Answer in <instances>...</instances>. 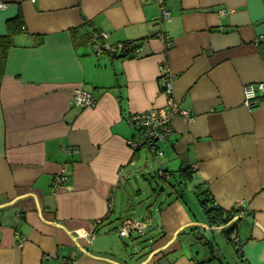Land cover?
Listing matches in <instances>:
<instances>
[{
  "label": "crops",
  "instance_id": "0c3cea01",
  "mask_svg": "<svg viewBox=\"0 0 264 264\" xmlns=\"http://www.w3.org/2000/svg\"><path fill=\"white\" fill-rule=\"evenodd\" d=\"M0 2V36L18 15L26 28L0 65V264H224L200 235L233 223L209 226L197 187L241 211L227 239L239 264H264V99L244 105V88L264 83V0H170L160 24L152 0ZM95 31L140 52L95 56L85 43ZM161 34L174 43L167 54ZM164 62L194 121L175 117L164 155H143L127 117L166 105ZM77 90L95 107L72 106ZM61 173L68 182L55 190ZM136 203L149 214L142 224L156 225L143 252L118 239Z\"/></svg>",
  "mask_w": 264,
  "mask_h": 264
},
{
  "label": "built area",
  "instance_id": "2783aa9c",
  "mask_svg": "<svg viewBox=\"0 0 264 264\" xmlns=\"http://www.w3.org/2000/svg\"><path fill=\"white\" fill-rule=\"evenodd\" d=\"M170 0H152V2L159 8L160 15L157 19L158 23L169 22L171 20V12L167 8V3ZM6 8V5L0 2V9ZM230 11L221 9L219 14L224 16ZM89 46L91 47L95 56H124L132 58L139 54L140 47L135 42H124L118 44H110L108 42L109 36L105 33H91L88 36ZM165 54L173 48V41L165 36H160ZM160 82L161 92L166 96V105L162 108L151 109L149 111L132 114L127 117L128 124L135 129L136 138L132 141L130 146L138 150L140 148H147L153 155L162 157L163 151L160 148L161 143L165 142L172 134L171 123L175 117H182L188 122H193L194 118L190 111L182 109L179 102L175 98L174 85L175 77L171 73L169 64L164 62L160 66ZM259 99H264V83L248 85L244 88V105L248 109H252ZM96 105L93 95L83 90H77L73 94L72 106L81 109H91ZM69 153H76V150L68 149ZM163 176L162 173H159ZM68 182V176L61 173L53 179L52 186L55 190L60 189ZM237 219L234 218V220ZM234 222V221H233ZM101 224V223H100ZM234 224V223H233ZM146 224L138 223L133 218L124 219L118 226L117 232L121 238H130L135 234L138 238H143L146 235ZM81 237L87 239L91 243L94 235L86 232L77 233ZM61 264H72L69 260H63Z\"/></svg>",
  "mask_w": 264,
  "mask_h": 264
},
{
  "label": "trees",
  "instance_id": "16d2710c",
  "mask_svg": "<svg viewBox=\"0 0 264 264\" xmlns=\"http://www.w3.org/2000/svg\"><path fill=\"white\" fill-rule=\"evenodd\" d=\"M26 30L25 28V22L23 20V17L21 15L16 16L14 19L9 20L7 22V34L5 36H0V65H3L6 56L8 53L9 48L13 45V40L16 36L24 33ZM92 33H96L92 32ZM91 34V33H90ZM89 43V38L85 40V43ZM140 46L138 42H135ZM111 58L116 59H126L124 56H113ZM187 171H182V175L187 176ZM187 178V177H185ZM199 188L196 189V196L199 201L200 207L203 210V213L205 215V218L207 220V223L209 226L213 227H221V226H227L233 218L237 216V214L240 212V210H232V211H225L222 208L215 205L214 200L210 197V195L206 191H198ZM237 229L236 223L231 224L227 229H224L222 233L226 237V239H229V236L231 233H233ZM237 253H239V249L237 250Z\"/></svg>",
  "mask_w": 264,
  "mask_h": 264
},
{
  "label": "rangeland",
  "instance_id": "374dc122",
  "mask_svg": "<svg viewBox=\"0 0 264 264\" xmlns=\"http://www.w3.org/2000/svg\"><path fill=\"white\" fill-rule=\"evenodd\" d=\"M91 48V47H90ZM92 50V49H91ZM141 152L143 153V155H149L148 151L144 148L141 150ZM158 186L165 190H169V186L175 184V180L173 179L172 181L168 182V183H164L163 181L157 180ZM177 185V184H176ZM159 191V190H158ZM161 191V190H160ZM159 206V204H158ZM199 207V206H198ZM200 214L203 216V213L201 212V210H199ZM132 213V211H131ZM241 211L237 214L236 217L241 216ZM134 217L137 218L135 219L138 223H142V221H147L149 218V214H146V211L141 212V209L139 208V204L136 203L135 204V213H134ZM234 221V222H233ZM238 218L234 220H232V223H238ZM147 226V233H150L151 236H147L145 238H137L134 242H130L128 238H124V239H120L119 240H123V242L125 243H134L135 247L138 248V251L143 252L144 250L147 249V246H149V240L150 238H154L156 237V233L154 234L153 232L155 231V224H152V227L150 225H146ZM150 226V227H149ZM153 234V235H152ZM200 236H206V238L212 242L213 247H218V252L223 256V262L224 264H239V261L237 259V253H236V249L234 248L235 246L233 244H231L230 242H228V240L226 239V237L223 234L217 233V232H203L202 235ZM118 237V236H117ZM120 237V236H119ZM199 241V240H198ZM203 241V240H201ZM202 243V242H201ZM200 243V241L198 242V247H202V244ZM135 247H129V254L131 255V253H134V248Z\"/></svg>",
  "mask_w": 264,
  "mask_h": 264
}]
</instances>
